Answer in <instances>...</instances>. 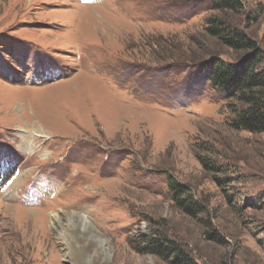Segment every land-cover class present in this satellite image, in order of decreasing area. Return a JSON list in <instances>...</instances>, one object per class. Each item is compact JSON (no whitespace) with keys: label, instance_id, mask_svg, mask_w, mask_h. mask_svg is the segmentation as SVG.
Masks as SVG:
<instances>
[{"label":"rangeland","instance_id":"374dc122","mask_svg":"<svg viewBox=\"0 0 264 264\" xmlns=\"http://www.w3.org/2000/svg\"><path fill=\"white\" fill-rule=\"evenodd\" d=\"M212 1L0 0V264H169L155 235L264 264V133L209 80L241 54L206 32ZM241 2L223 16L264 47V0Z\"/></svg>","mask_w":264,"mask_h":264},{"label":"trees","instance_id":"16d2710c","mask_svg":"<svg viewBox=\"0 0 264 264\" xmlns=\"http://www.w3.org/2000/svg\"><path fill=\"white\" fill-rule=\"evenodd\" d=\"M242 7L241 0L212 1V10L220 15L206 19V32L241 54L231 61L214 57L205 66L212 86L226 90L228 98L237 103L231 109L230 125L237 130L264 133V47L238 23L223 16L239 14ZM251 18L257 17L248 15ZM169 186L177 205L188 214L203 211L186 185L169 177ZM144 243L169 264H199L181 243L168 236H147Z\"/></svg>","mask_w":264,"mask_h":264},{"label":"bare ground","instance_id":"6f19581e","mask_svg":"<svg viewBox=\"0 0 264 264\" xmlns=\"http://www.w3.org/2000/svg\"><path fill=\"white\" fill-rule=\"evenodd\" d=\"M35 126V125H34ZM38 129H41V128H38V127H33V129L32 130H30V132L28 131L27 133H30V134H33V133H35L36 135H38V136H40L41 135V133L42 134H46V133H44L43 131H41V133H40V131L38 130ZM27 131V130H26ZM25 131V132H26ZM25 134V136L24 137H26V136H28V134ZM23 136V135H22ZM29 139V138H28ZM47 154V153H46ZM2 175V174H1ZM68 214V213H67ZM71 214V213H70ZM66 216V215H65ZM60 218H61V216H60V214L59 213H57V212H54V213H52L51 214V219L53 220V223H55L56 221L57 222H59V220H60ZM78 223H82L83 224V226L84 225H86L87 226V228H90V230L89 231H91V232H94V230L96 231V229H95V227H94V225L92 224V222H91V220L88 218V216L86 215V214H78ZM77 222V221H76ZM74 225V224H73ZM78 226V225H77ZM57 231V230H56ZM60 231L58 230V233H59ZM61 234V233H60ZM69 233H67V235H68ZM72 237V236H71ZM104 242V241H103ZM65 243V242H64ZM69 246V245H68ZM85 250V249H84Z\"/></svg>","mask_w":264,"mask_h":264}]
</instances>
